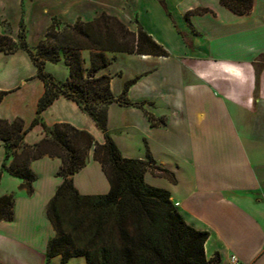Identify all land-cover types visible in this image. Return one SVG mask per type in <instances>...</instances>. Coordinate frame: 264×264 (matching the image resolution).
<instances>
[{"label": "crops", "instance_id": "0c3cea01", "mask_svg": "<svg viewBox=\"0 0 264 264\" xmlns=\"http://www.w3.org/2000/svg\"><path fill=\"white\" fill-rule=\"evenodd\" d=\"M208 9L209 12L191 14ZM103 14L116 17L131 32L137 23L169 56L111 53V64L97 76L111 77V91L127 93L143 108L112 103L108 130L124 158L147 161L175 175L176 182L148 170V185L167 190L186 223L207 231V259L218 264H264V0L237 16L218 0H0V35L10 28L16 41L24 21L27 42L35 47L54 19L63 24L90 23ZM91 51H82L91 67ZM112 72L113 64L118 63ZM63 61L57 63L60 64ZM55 82L69 79L47 70ZM65 65V64H64ZM116 82H118L116 84ZM0 120H21L24 130L37 117L45 82L25 50L0 52ZM70 124L104 145V133L81 106L64 96L41 114L24 136L33 146L46 134L43 124ZM7 147L0 139V170ZM58 158L31 163L36 174L32 195L23 181L4 172L0 195H15V217L0 221V264H47V247L55 230L47 207L63 179ZM81 195H105L109 180L91 150L87 165L73 176ZM86 264L84 257L63 263Z\"/></svg>", "mask_w": 264, "mask_h": 264}, {"label": "trees", "instance_id": "16d2710c", "mask_svg": "<svg viewBox=\"0 0 264 264\" xmlns=\"http://www.w3.org/2000/svg\"><path fill=\"white\" fill-rule=\"evenodd\" d=\"M237 16L252 12L255 0H218ZM209 12L208 9L191 14ZM138 30L131 32L116 17L103 14L90 23L63 24L54 19L45 38L35 47L27 42L24 21L18 39L0 35V52L14 54L25 50L37 67L38 77L46 85L39 100L37 117L24 130L21 120H0V139L7 153L0 170L23 181L28 195L34 193L36 174L31 163L44 157L58 158L62 165L57 176L63 179L47 207L55 237L47 247V264L61 256L63 263L84 257L86 264H218L216 255L207 259L205 244L207 231L188 225L171 201L167 190L150 186L145 181L148 170L157 172L172 182L175 175L154 167L147 161L124 158L108 130V107L112 103L143 108V103H132L127 98L129 88L137 79L128 81L122 95L116 98L111 91V77L97 76L112 62L111 53L169 56L136 21ZM91 51V67H85L82 51ZM63 61L70 76L66 82H55L46 73L47 63ZM6 92H0V103ZM64 96L77 102L104 133L105 144H98L93 136L70 124H43L45 138L36 145L24 144V136L40 123L41 114L56 99ZM94 150V160L106 174L110 191L105 195L84 196L73 183V176L81 171ZM15 195H0V221L11 222L15 217Z\"/></svg>", "mask_w": 264, "mask_h": 264}, {"label": "rangeland", "instance_id": "374dc122", "mask_svg": "<svg viewBox=\"0 0 264 264\" xmlns=\"http://www.w3.org/2000/svg\"><path fill=\"white\" fill-rule=\"evenodd\" d=\"M10 28L9 27H7L6 28V33L5 34H8L9 36H11L10 35ZM119 66V62L118 63H114L113 64V68H112V72H114L116 69H117V67ZM47 70L49 71V72H52V73H54L55 75H57V76H62V77H65L66 75H67V72H68V69H67V66L66 65H64L63 63H60V64H50L49 66H48V68H47ZM47 72V71H46ZM118 82H116V84H117ZM90 155V154H89Z\"/></svg>", "mask_w": 264, "mask_h": 264}, {"label": "built area", "instance_id": "2783aa9c", "mask_svg": "<svg viewBox=\"0 0 264 264\" xmlns=\"http://www.w3.org/2000/svg\"><path fill=\"white\" fill-rule=\"evenodd\" d=\"M231 263L232 264H240L239 261H238V259L236 257H232Z\"/></svg>", "mask_w": 264, "mask_h": 264}]
</instances>
